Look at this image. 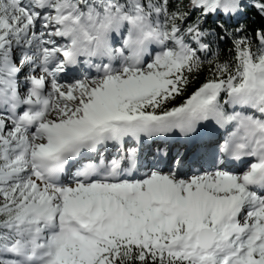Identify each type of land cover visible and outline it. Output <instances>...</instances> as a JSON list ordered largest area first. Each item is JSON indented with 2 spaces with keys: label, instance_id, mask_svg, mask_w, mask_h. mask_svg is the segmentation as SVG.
<instances>
[{
  "label": "snow or ice",
  "instance_id": "obj_1",
  "mask_svg": "<svg viewBox=\"0 0 264 264\" xmlns=\"http://www.w3.org/2000/svg\"><path fill=\"white\" fill-rule=\"evenodd\" d=\"M0 264H264V0H0Z\"/></svg>",
  "mask_w": 264,
  "mask_h": 264
}]
</instances>
